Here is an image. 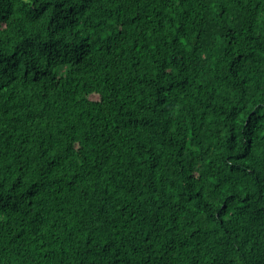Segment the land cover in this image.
Listing matches in <instances>:
<instances>
[{"label": "trees", "instance_id": "16d2710c", "mask_svg": "<svg viewBox=\"0 0 264 264\" xmlns=\"http://www.w3.org/2000/svg\"><path fill=\"white\" fill-rule=\"evenodd\" d=\"M0 264H264V0H0Z\"/></svg>", "mask_w": 264, "mask_h": 264}]
</instances>
